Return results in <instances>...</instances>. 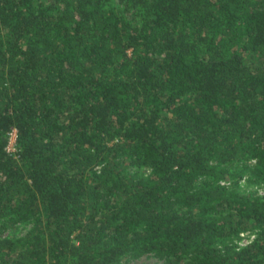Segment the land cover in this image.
Returning a JSON list of instances; mask_svg holds the SVG:
<instances>
[{
	"label": "trees",
	"instance_id": "1",
	"mask_svg": "<svg viewBox=\"0 0 264 264\" xmlns=\"http://www.w3.org/2000/svg\"><path fill=\"white\" fill-rule=\"evenodd\" d=\"M17 221L0 264H264V0H0Z\"/></svg>",
	"mask_w": 264,
	"mask_h": 264
},
{
	"label": "rangeland",
	"instance_id": "2",
	"mask_svg": "<svg viewBox=\"0 0 264 264\" xmlns=\"http://www.w3.org/2000/svg\"><path fill=\"white\" fill-rule=\"evenodd\" d=\"M14 130L9 135V141L8 146L11 149V152L15 150V135ZM242 184H244V180L241 181ZM242 188L244 190H252L257 191L258 194L263 193V189L260 186L252 185L249 187L243 186ZM30 227V224H26L22 221H17L14 223H9L6 226L0 227V233L2 235H20L24 233L28 228ZM252 238V234L249 232H243L240 234V239L237 241L239 244H245L247 241H249ZM165 258L156 256L153 254H144L140 255L138 257H128L123 258L120 261V264H164Z\"/></svg>",
	"mask_w": 264,
	"mask_h": 264
},
{
	"label": "built area",
	"instance_id": "3",
	"mask_svg": "<svg viewBox=\"0 0 264 264\" xmlns=\"http://www.w3.org/2000/svg\"><path fill=\"white\" fill-rule=\"evenodd\" d=\"M13 133H14V135H15V131H14ZM6 149H7V151L11 152V149L9 148L8 145H7Z\"/></svg>",
	"mask_w": 264,
	"mask_h": 264
}]
</instances>
